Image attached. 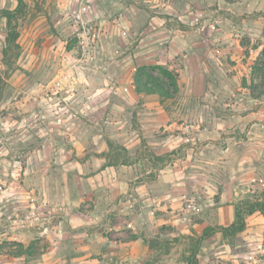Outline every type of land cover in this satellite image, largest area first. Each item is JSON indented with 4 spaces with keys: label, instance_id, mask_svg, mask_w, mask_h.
<instances>
[{
    "label": "rangeland",
    "instance_id": "374dc122",
    "mask_svg": "<svg viewBox=\"0 0 264 264\" xmlns=\"http://www.w3.org/2000/svg\"><path fill=\"white\" fill-rule=\"evenodd\" d=\"M18 4L0 0V115L14 110L19 119L30 113L29 125L39 122L40 96L62 63L78 57L91 63L87 71L96 79L104 72L131 77L145 93L118 117L120 130L140 137L146 166L164 167L187 151L206 162L216 156L211 150L222 166L220 175H175L182 208L169 213L141 203L130 189L120 210H95L85 201L68 211L51 200L28 206L21 183L11 188L8 179L21 177L0 164V264H186V235L201 233L205 221L224 225L217 221L221 215L229 225V205L234 216L238 200L264 190V0H24L13 20L17 39L9 43L5 14ZM90 26L82 44L78 29ZM137 80L158 83L166 94L146 93ZM49 95L48 138H70L60 127L68 101ZM26 99L34 104L24 112ZM59 104L61 120L54 111ZM97 118L81 116V127L98 133L103 123ZM171 176L156 181L158 194L168 191ZM198 257L199 264H264L263 214L249 215L245 230L233 237L217 232L207 238Z\"/></svg>",
    "mask_w": 264,
    "mask_h": 264
},
{
    "label": "crops",
    "instance_id": "0c3cea01",
    "mask_svg": "<svg viewBox=\"0 0 264 264\" xmlns=\"http://www.w3.org/2000/svg\"><path fill=\"white\" fill-rule=\"evenodd\" d=\"M161 23L164 24L162 21ZM154 25L160 27L157 23ZM90 66L91 63L85 59L73 58L62 63L56 76L61 81L56 91L57 97L68 101L63 104L69 109L67 114L66 108L67 115L60 127L63 128L62 131L69 132L66 137L70 138H48L47 124L50 115L46 96L50 99L54 97L48 91H43L37 106L40 112L39 122L29 125L25 123V119L30 118V113H25L19 119V111L14 110H9L7 115H0V133L6 136L0 146V164L8 165V175L21 177L20 181L8 178L12 181L11 188L13 184L21 183L23 188L18 192L22 193L23 201L33 207L51 200L68 211V205L85 201L94 205L95 210L109 207L120 210L130 189L141 203L156 204L157 208L169 213L181 210V182L175 175H220V155L211 150L210 153L217 157L212 155L210 160L201 162L193 159L191 151H187L166 161L164 167L154 168L152 162L146 166L139 145L140 137L138 134L134 135V130H120L122 125H119L121 120L118 117L128 108L129 100L136 101L144 97L145 93L130 84L133 80L131 77L118 80L104 72L102 77L96 79L93 72L87 71L92 68ZM153 95L155 94H148L145 98ZM78 101L80 104L75 109L74 105ZM96 101L102 102V105L99 104L98 114H95L98 110L95 107ZM33 104L26 99L23 102L24 112L26 109L30 110ZM72 109L79 112L80 118L78 114L77 119L71 118L75 115ZM84 115H97V120L103 123L101 131L97 133L92 128H82L80 119ZM114 140L122 144L120 148L112 147ZM167 150L156 154H166ZM201 164L212 171L200 174L195 167ZM163 175H172L169 178L170 188L166 193L158 194L155 184ZM229 207L231 216L229 215L228 220L233 221V205ZM223 219V215L219 216V224L225 225ZM178 221L179 219L174 220ZM207 225L209 222L205 221L203 226Z\"/></svg>",
    "mask_w": 264,
    "mask_h": 264
},
{
    "label": "trees",
    "instance_id": "16d2710c",
    "mask_svg": "<svg viewBox=\"0 0 264 264\" xmlns=\"http://www.w3.org/2000/svg\"><path fill=\"white\" fill-rule=\"evenodd\" d=\"M18 1V7L13 11H6L5 14L8 18L9 31L7 39L9 43L15 42L18 36L16 27L13 26V20L16 14L18 15L22 12L24 0ZM157 68H159L166 75L170 74L164 66H158ZM150 80H152V78H150ZM137 86L146 93L166 94L164 87L158 83L150 84L137 80ZM256 212H261L264 216V190L261 193H256L244 199L238 200L234 204V219L229 225H208L199 234L195 233L194 235H186L185 237L190 241L191 247L189 248L190 252L188 255L183 253V260L186 264H199L198 252L204 240L212 237L217 232L222 233L225 238L237 235L238 233L244 231L247 227V217Z\"/></svg>",
    "mask_w": 264,
    "mask_h": 264
},
{
    "label": "built area",
    "instance_id": "2783aa9c",
    "mask_svg": "<svg viewBox=\"0 0 264 264\" xmlns=\"http://www.w3.org/2000/svg\"><path fill=\"white\" fill-rule=\"evenodd\" d=\"M91 26L90 27H84L83 29H81V28H79L78 29V36L80 37V39H81V43L82 44H84V42H85V40H84V38L83 37H87V38H89L90 39V35H91V33H90V31H91ZM133 82V81H132ZM60 85H61V81L59 80V79H56V81L53 83H51V84H49L48 85V89H47V91L49 92V93H52V94H56L57 92V89L60 87ZM59 103V102H58ZM55 114H57L58 115V117L60 118L61 117V115H63L64 114V112H65V110H64V108H63V106L62 105H60L59 104V106L57 107V108H55ZM35 116L37 117L38 116V114H36L35 113ZM25 120H27V119H25ZM60 120H61V118H60ZM194 204V200H190L189 201V206H192Z\"/></svg>",
    "mask_w": 264,
    "mask_h": 264
}]
</instances>
